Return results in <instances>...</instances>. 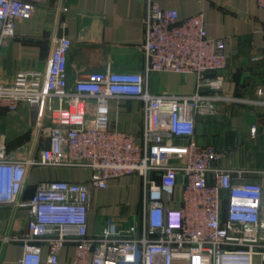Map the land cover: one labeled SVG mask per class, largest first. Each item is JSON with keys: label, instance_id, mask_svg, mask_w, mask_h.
I'll use <instances>...</instances> for the list:
<instances>
[{"label": "built area", "instance_id": "obj_1", "mask_svg": "<svg viewBox=\"0 0 264 264\" xmlns=\"http://www.w3.org/2000/svg\"><path fill=\"white\" fill-rule=\"evenodd\" d=\"M47 1L0 0V55L18 21L32 19ZM145 6V73L108 66L70 85L73 42L60 36L45 74L19 71L10 81L0 76V107L15 113L27 104L37 116L36 154L9 150L0 132V210L26 211L23 232H0V259L2 248L16 242L23 250L17 264H43L44 245L48 264H59L68 244L75 245L71 264H264V170L220 166L226 152L195 140L196 114L212 111L219 98L199 89L224 85V40L208 37L203 12L181 20L178 9L160 0ZM159 72L194 74L198 90L153 92L149 76ZM121 98L142 104L143 143L111 124L110 101ZM35 166L89 169L91 177L41 181L24 201ZM127 175L143 180L137 219L126 227L111 217L91 234L94 190ZM18 216L17 223L24 219Z\"/></svg>", "mask_w": 264, "mask_h": 264}, {"label": "crops", "instance_id": "obj_2", "mask_svg": "<svg viewBox=\"0 0 264 264\" xmlns=\"http://www.w3.org/2000/svg\"><path fill=\"white\" fill-rule=\"evenodd\" d=\"M160 2L163 7L178 9L181 20L203 12L208 37L222 38L224 51L229 56L227 67L221 72L223 87L199 89L205 95L219 98L212 111L196 114L195 140L226 152L219 161L220 166L264 170V7L257 0ZM145 5L146 0H48L40 4L32 19L18 21L16 35L4 43L0 55L1 79L10 81L19 71L37 70L45 74L55 39L60 36H68L73 42L67 67L70 85L86 73L108 66L118 71L145 73ZM149 86L153 92L191 95L198 90V79L194 74L159 72L149 76ZM110 110L111 124L136 134L143 143L141 102L130 98L112 99ZM36 119V113L27 104L15 113L0 107V132L7 136L9 150L19 149L28 154L33 149ZM90 177L89 169L35 166L30 170L22 199L30 200L41 181L84 182ZM246 177L256 176L247 174ZM142 188L140 175H127L110 180L106 189L94 190L90 233H98L109 216L123 226L133 224L141 209ZM19 213L24 219L17 223ZM25 214V210L12 206L1 209L0 230L23 232ZM22 253L19 243L5 245L0 264H17ZM48 255V247L44 245L43 264H48ZM74 255L75 245H66L59 264H71Z\"/></svg>", "mask_w": 264, "mask_h": 264}, {"label": "rangeland", "instance_id": "obj_3", "mask_svg": "<svg viewBox=\"0 0 264 264\" xmlns=\"http://www.w3.org/2000/svg\"><path fill=\"white\" fill-rule=\"evenodd\" d=\"M26 152H28V151H26ZM29 152L36 154V153H37V150H33V151L31 150V151H29ZM110 218H111L110 216L107 217V220L110 219ZM0 232H2V231L0 230Z\"/></svg>", "mask_w": 264, "mask_h": 264}]
</instances>
